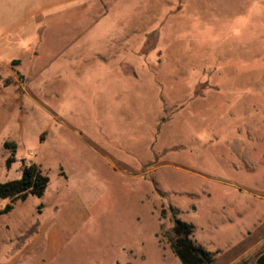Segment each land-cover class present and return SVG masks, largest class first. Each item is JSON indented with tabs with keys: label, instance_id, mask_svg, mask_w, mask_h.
I'll return each mask as SVG.
<instances>
[{
	"label": "rangeland",
	"instance_id": "obj_1",
	"mask_svg": "<svg viewBox=\"0 0 264 264\" xmlns=\"http://www.w3.org/2000/svg\"><path fill=\"white\" fill-rule=\"evenodd\" d=\"M30 162L0 264H181L169 206L214 264H257L264 0H0V182Z\"/></svg>",
	"mask_w": 264,
	"mask_h": 264
},
{
	"label": "trees",
	"instance_id": "obj_2",
	"mask_svg": "<svg viewBox=\"0 0 264 264\" xmlns=\"http://www.w3.org/2000/svg\"><path fill=\"white\" fill-rule=\"evenodd\" d=\"M3 146L10 149L13 153L16 149L14 142H5ZM13 161V156H9L6 165L9 166ZM48 177L42 173L36 163L30 162L22 167L21 176L6 182H0V201L9 199L10 203L0 209V214L8 213L12 209V202L24 201L29 196L41 197L47 187ZM173 219L172 231L174 240L170 244L172 252L180 260L181 264H213L215 253L206 250L203 246L192 239L191 234L193 225L178 217L179 210L169 206ZM165 210H161V216L164 217ZM256 262L264 264V252L260 253Z\"/></svg>",
	"mask_w": 264,
	"mask_h": 264
},
{
	"label": "crops",
	"instance_id": "obj_3",
	"mask_svg": "<svg viewBox=\"0 0 264 264\" xmlns=\"http://www.w3.org/2000/svg\"><path fill=\"white\" fill-rule=\"evenodd\" d=\"M263 252H264V251H263ZM261 253H262V252H261ZM259 254H260V253H259ZM259 254H258V255H259ZM215 262H216V257H215V259H214V262H213V264H214ZM257 264H258V263H257Z\"/></svg>",
	"mask_w": 264,
	"mask_h": 264
}]
</instances>
